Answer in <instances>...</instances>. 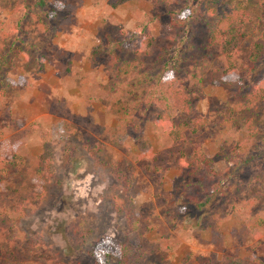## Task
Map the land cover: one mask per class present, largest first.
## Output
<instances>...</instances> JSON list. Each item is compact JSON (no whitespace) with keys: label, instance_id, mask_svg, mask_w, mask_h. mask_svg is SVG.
Returning a JSON list of instances; mask_svg holds the SVG:
<instances>
[{"label":"rangeland","instance_id":"374dc122","mask_svg":"<svg viewBox=\"0 0 264 264\" xmlns=\"http://www.w3.org/2000/svg\"><path fill=\"white\" fill-rule=\"evenodd\" d=\"M36 1L0 0V36H7L23 18L21 3ZM46 1L50 6H64L63 19L53 35L46 38L28 27L24 32L25 40L48 56L46 70L40 74L33 64L22 66L19 61L12 72L0 77V88L7 90L0 98V213L6 203L22 199L26 208L11 253L5 251L6 233L0 230V264H122L116 247L127 248L130 259L146 253L143 264H224L226 259L238 264H257V259L264 264V232L250 227L255 213L264 217V102L253 111L233 114V127L222 124L231 117L233 91L247 90L252 82L253 88L264 73V65L257 69L246 60L253 49L252 39L240 52L241 84L228 83L218 56L196 69L202 79L189 83L195 115L211 121L195 140L202 142L219 171L233 173L234 182L249 184L250 191L261 197L256 205H249L253 212L235 197L243 213L224 207L220 216L208 222L206 214L201 215L176 188L173 163L184 146L166 147L149 123L143 134L156 156L153 161L138 162V135L119 127L120 118L108 112L105 86L111 76L107 61L102 58L94 65L90 60L93 48L106 41L114 24L134 31L139 21L148 17L153 20V37L160 43L172 12L182 7L180 1ZM224 1L236 4L238 0ZM242 2L254 15V33L264 30V0ZM33 20L29 25H35ZM9 39L5 50L11 44ZM21 66L34 73L24 76L18 70ZM216 66L221 69L215 71ZM251 117L260 140L253 151L254 160L233 170L223 152L230 153L239 140L247 138L248 129L243 126ZM30 125L38 127L35 133H29ZM37 166L50 176V184L44 183L42 174L34 175ZM117 170L134 177L130 195L141 217L135 231L128 211L117 200L121 188ZM32 185L46 189L43 199L26 201ZM252 192L244 194L253 198ZM216 204L212 203V210Z\"/></svg>","mask_w":264,"mask_h":264},{"label":"trees","instance_id":"16d2710c","mask_svg":"<svg viewBox=\"0 0 264 264\" xmlns=\"http://www.w3.org/2000/svg\"><path fill=\"white\" fill-rule=\"evenodd\" d=\"M173 1L158 0L157 3L170 4ZM179 1L182 7L179 11L172 12L170 23L163 27L160 43L153 37V20L143 17L134 31L114 24L113 29L107 33L106 41H101L99 46L93 48L90 60L98 65L104 58L107 61V73L111 76L110 83L105 86V99L109 101L108 112L120 118L119 127L138 135L136 139L141 147L138 162L153 161L156 156L152 144L143 134L149 123L157 130L166 147L185 148L188 145L187 150L182 148L175 157V184L201 215L206 214L205 221L209 222L220 216L224 207L238 214L243 213L240 201L246 203L249 207L247 209L253 212L249 205H256L261 198L260 194L250 191L249 184L234 182L233 173L219 171L214 160L204 152L202 142L195 140L200 136L201 130H207L211 121L208 117L195 115L194 92L190 91L189 83L193 85L195 79H202L201 72L196 69L203 64L208 65L210 59L218 56L217 60L228 83L241 84V48L251 38L253 49L246 60L257 69L264 65V30L254 33V15L242 0H238L236 4L224 0ZM21 7L24 11L23 18L6 33L7 36H0V39L5 36L0 40V77L12 72L18 59L24 60L29 66L33 64L37 67L36 72L44 69L48 56L44 51L37 50L38 46L27 42L24 32L27 27L35 28L36 33L50 38L55 32L54 28L63 19L64 6L59 3L50 6L46 0H38L34 4L21 3ZM27 17L33 18L35 25H29L31 19L26 20ZM23 22L27 23L25 27ZM9 38L11 44L5 50L4 46ZM31 50L35 51L34 55H31ZM221 67L216 66L215 71ZM26 69L23 68L24 71ZM21 81L25 83L26 80L21 77ZM251 86L247 90L233 91L231 117L222 122L223 127L234 126L236 116H232L233 114L242 115L253 111L264 102V73L257 78L253 88ZM6 92V89L0 88V98ZM253 120V117L249 118L243 126L248 129L247 138L239 140L230 153L223 152L224 160L232 163L233 170L254 160L253 151L260 140L259 129ZM35 170L34 175L42 174L41 167L37 166ZM117 172L121 182L117 200L128 211L130 226L135 231L141 217L136 212L135 202L130 195L134 177L122 170ZM27 175L31 176L30 173ZM42 177L44 183L50 184V176L42 174ZM45 190L41 185H32L26 201L43 199ZM245 192L248 195L252 192L254 197L248 198ZM23 202L25 203L22 199L6 203L4 212L0 213V230L6 233L4 237L7 244L4 250L8 253H11V245L19 234L18 223L25 216ZM215 202L217 204L212 210V203ZM219 220L222 221L223 218ZM220 221L216 224L219 225ZM250 227L264 232V217L255 213ZM116 250L120 254L116 253V256L112 249L113 256L122 264H143L146 258V253L141 252L135 255V259H130L127 248L116 247ZM223 263L238 264L237 260L231 259H226ZM256 263L263 264L257 259Z\"/></svg>","mask_w":264,"mask_h":264},{"label":"crops","instance_id":"0c3cea01","mask_svg":"<svg viewBox=\"0 0 264 264\" xmlns=\"http://www.w3.org/2000/svg\"><path fill=\"white\" fill-rule=\"evenodd\" d=\"M19 61H20V62L23 61V64H22V62H21L22 66H23V65H26V66H27V63H26L24 60H22V59H21V60H20V59L17 60V66L19 65ZM47 64H48V63H47ZM22 66H21V67H18V70H20L21 73H22L24 76H26L27 74H30V73L33 72V71H31L30 69H26V71H24V70L22 69ZM45 70H46V67L40 71V74L43 73ZM33 73H34V72H33ZM28 127H29V129H31V130H29V133H30V134L35 133L36 130L38 129V127H37L36 125H30V126H28Z\"/></svg>","mask_w":264,"mask_h":264}]
</instances>
